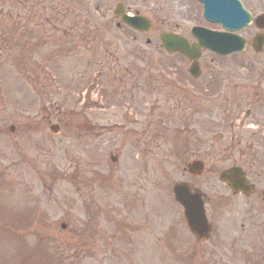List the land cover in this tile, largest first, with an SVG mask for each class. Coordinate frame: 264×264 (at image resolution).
<instances>
[{
  "label": "rangeland",
  "instance_id": "374dc122",
  "mask_svg": "<svg viewBox=\"0 0 264 264\" xmlns=\"http://www.w3.org/2000/svg\"><path fill=\"white\" fill-rule=\"evenodd\" d=\"M245 1L259 12V0ZM124 2L153 22L148 34L115 30L113 0H0V264H17L19 240L49 253L55 244L66 264H264L255 220L241 210L213 220L207 207L211 233L197 242L171 193L193 157L204 162L197 182L207 194L232 166L264 182V83H255L264 52L249 46L254 28L238 32L248 45L223 65L203 52L216 58L214 73L194 86L191 111L162 82L184 74L159 45L161 0ZM198 23L211 26L201 14ZM103 25L111 28L95 30Z\"/></svg>",
  "mask_w": 264,
  "mask_h": 264
},
{
  "label": "flooded vegetation",
  "instance_id": "af4514ba",
  "mask_svg": "<svg viewBox=\"0 0 264 264\" xmlns=\"http://www.w3.org/2000/svg\"><path fill=\"white\" fill-rule=\"evenodd\" d=\"M116 1L114 7L112 8L111 12V18L114 20V29L115 30H128L131 33L137 34L139 36H144L148 33H139L135 30H132L131 28L121 24L118 20V18L114 15L115 10H118L119 12H122L127 15H141L137 11H131L129 6H127L124 2V0H113ZM243 4L246 5V1L242 0ZM259 3L261 5V8L258 15H264V0H259ZM161 10L164 14V17L160 21V31H165L167 33H173L182 36L190 45L195 42L194 36L191 34V29L195 25L198 24L199 19V5L196 3L195 0H161ZM109 13V11H107ZM144 16V15H142ZM173 17H177L181 22H184L183 24H180L179 22H172ZM86 22V20H85ZM111 23L110 21H108ZM259 27L256 28L253 27L255 30V34L260 33L264 34V20L259 22ZM111 27L110 25H103L100 27L95 28L96 31H99V33L104 34L107 30H109ZM213 30H219L218 27H213ZM71 30V31H70ZM78 31V28L76 26H73V28L69 27L68 29L63 31V37L64 39L69 38L71 39V35H74V32L72 31ZM87 31V30H86ZM136 36H133L132 40H134ZM77 40V38L75 39ZM146 44H150V40L146 39ZM264 52V46L263 51ZM173 56H176V58H170L168 60H165L166 64L169 62H172L174 64H178V67L181 69L182 73L184 75H180L182 78L177 79V84L180 85V83L188 82L192 85V88H194V92H199V89H195L194 86H204L209 83V79L213 75L212 68H210V64L216 61L215 59H210L208 62L202 59H199L198 66L200 70V77L198 79L191 78L187 72H188V66L190 63L186 58H184L180 54H175ZM147 66H152L156 62L154 60L150 59H143L140 60ZM223 65V61L221 60ZM161 66H164L160 64ZM127 71V70H125ZM124 71V72H125ZM220 72H223V69H220ZM224 79L226 78L225 75ZM261 77H258V81L264 83V76L262 77V80L259 79ZM38 80V78H37ZM223 87L224 92H221L219 95L225 96L226 95V82L223 81ZM171 87V86H170ZM173 88V87H171ZM172 93H175L178 96V99L181 100V102H184L186 107L189 108L191 111H194L196 109V105H198V101L195 99L194 92H189L187 90L182 89L180 86L177 88H173ZM236 114V113H235ZM240 141V140H239ZM192 161L199 160L197 157H193L191 159ZM204 163V162H203ZM205 166V165H204ZM188 167V164L186 165ZM236 167V166H232ZM239 167V166H237ZM241 168V167H240ZM229 168H225L222 170H227ZM245 172V176L247 178V183L251 184L253 186V189H247L245 192H234L230 189V187L223 182L218 181V189L216 191L211 192L210 194H207L203 191V184L198 183L197 179L198 177H194L191 174L187 172V169L183 168V177L187 178V184L188 187L191 189V191H197L201 194L204 204L208 206V208L211 210L210 217H212L213 220L218 217L217 221L221 217V215L224 212H235L240 211L243 214V217L246 218L249 221L255 220L257 227L260 229V232L264 234V184L261 182V186L258 187L256 181H254V172L251 171L248 168H241ZM218 172V176L220 172ZM202 184V185H201ZM250 190V191H249ZM243 226V224L241 225Z\"/></svg>",
  "mask_w": 264,
  "mask_h": 264
},
{
  "label": "water",
  "instance_id": "95a60500",
  "mask_svg": "<svg viewBox=\"0 0 264 264\" xmlns=\"http://www.w3.org/2000/svg\"><path fill=\"white\" fill-rule=\"evenodd\" d=\"M204 1L205 15L209 18L212 17L219 20L223 28L226 30H238L244 25L245 22H243V16L245 14L238 11L233 3L228 5L223 0ZM120 19L125 24L140 31H147L150 29V23L144 18H129L121 16ZM259 19L260 18H258L256 22H258ZM195 31L198 43L192 47L184 44L182 39L175 35L161 34V41L169 52L179 51L185 54L190 60L197 59L202 49H209L217 54L225 55L241 51L245 44L244 40L236 36L213 33L202 29H196ZM263 42L264 37L259 35L252 40V46L255 52L261 51ZM190 73L195 77L198 76L199 71L196 65L193 64ZM57 129L58 126H51L50 128L52 133H56ZM111 161L114 162L115 158L111 157ZM197 169V172H201L200 168L197 167ZM230 173V179H237L238 176H242V173L240 174L238 170L231 171ZM237 186L241 187V185ZM173 192L176 201L184 207V216L191 233L201 241L206 240L209 226L200 196L198 194H191L183 185H176L173 188Z\"/></svg>",
  "mask_w": 264,
  "mask_h": 264
},
{
  "label": "trees",
  "instance_id": "16d2710c",
  "mask_svg": "<svg viewBox=\"0 0 264 264\" xmlns=\"http://www.w3.org/2000/svg\"><path fill=\"white\" fill-rule=\"evenodd\" d=\"M31 256L37 257L39 264H65L60 254L58 253V249L55 247V244L53 246L52 253H49L45 248H41L39 245L34 249L26 250L23 255L24 264L31 261Z\"/></svg>",
  "mask_w": 264,
  "mask_h": 264
}]
</instances>
